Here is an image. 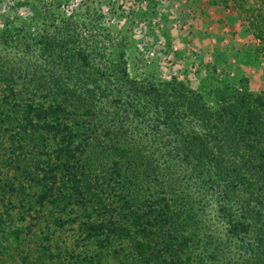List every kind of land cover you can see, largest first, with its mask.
<instances>
[{"label": "trees", "instance_id": "trees-1", "mask_svg": "<svg viewBox=\"0 0 264 264\" xmlns=\"http://www.w3.org/2000/svg\"><path fill=\"white\" fill-rule=\"evenodd\" d=\"M6 32L0 48L14 41ZM77 41L69 32L41 33L34 63L0 55V254L11 237L19 250L23 231L31 233L48 219L54 232L75 225L78 240L67 253L69 263H192L191 244L200 225L192 207L188 212L185 206L200 199L190 200L186 189L176 187L170 167L166 176L160 168L177 149L179 162L195 160L189 166L197 177L192 186L208 175L205 182L224 185L227 201L237 198L243 216L233 218L230 212L228 230L244 239V261L257 264L259 249L264 263V196L257 194L263 184L254 186L253 180L264 179V97L245 93L236 106L211 108L176 79L137 89L117 79L121 89L115 92L111 74L93 69L92 54ZM120 76L128 75L122 70ZM123 96L128 100L123 109L113 107ZM145 109L154 111L148 125L172 132L163 153L146 146L150 139L140 136V129L126 126L130 113L139 116ZM184 119L198 129L184 127ZM225 154L237 155L236 166L226 163ZM213 169L223 183L211 178ZM15 199L24 204L16 211ZM13 211L25 226L12 222ZM52 237L44 238L43 252ZM45 257L34 259L43 263Z\"/></svg>", "mask_w": 264, "mask_h": 264}, {"label": "rangeland", "instance_id": "rangeland-1", "mask_svg": "<svg viewBox=\"0 0 264 264\" xmlns=\"http://www.w3.org/2000/svg\"><path fill=\"white\" fill-rule=\"evenodd\" d=\"M193 1L197 0H0V36L8 31L6 34H12L14 40L0 48V55L29 59V63H34L39 57L41 33L62 36L63 32H69L72 40L78 39L83 49L92 54V68H104L107 76L111 74L109 86L115 92L121 89L115 86L119 83L137 89L149 83L161 86L176 79L198 93L211 108L222 104L236 106V100L245 93L264 97V0H210L208 7L215 6L221 11L216 22L201 20L193 8ZM23 42L29 44L27 49ZM122 70L127 72V78H121ZM120 98L123 99L113 100V107L120 109L128 102L125 96ZM140 113L139 116L130 113L126 126L131 131L140 129L139 135L150 139L151 144L144 145L163 153V141L171 138L168 133L172 132L169 129L160 132V128L148 125L154 111L145 109ZM141 119L147 123L137 121ZM189 124L198 129L194 121L183 120L184 127ZM173 150V157L160 167L163 175L166 176V169L170 167L176 187L181 191L186 189L190 200L195 196L200 199V203L196 201L185 206L188 212L192 207L200 225L199 236L195 235L191 244L190 264H249L243 260L246 246L242 248L241 245L244 239L228 230L230 212L233 218L243 216L237 198L231 196L227 201L224 185L212 186L205 182L208 175H203L198 184L192 186L191 178L197 177L189 166L195 160L179 162L180 155L177 149ZM162 153L158 155L162 157ZM236 156L225 154L226 163L236 166L239 162ZM219 176L213 169L214 182L221 180ZM258 178L254 177L257 181L254 186L263 184L261 189L257 188V194L263 199L264 179ZM14 201L15 211L24 206ZM229 205L231 209H226ZM1 207L2 202L0 210ZM42 210L43 214L49 212L50 205ZM18 218L19 215L12 214L14 224L25 226L26 220ZM48 225L45 219L31 233L24 230L21 238L25 239L19 250L11 237L10 243H5L9 248L0 254V264H73L69 263L67 253L74 249L78 240L75 225L55 232L54 226ZM51 234L54 237L45 253L42 246L47 240L44 238ZM251 246L247 250L250 251ZM258 251L257 264H264L261 251ZM40 253L46 255L43 263L34 259ZM25 254L24 259L28 256L26 263Z\"/></svg>", "mask_w": 264, "mask_h": 264}, {"label": "crops", "instance_id": "crops-1", "mask_svg": "<svg viewBox=\"0 0 264 264\" xmlns=\"http://www.w3.org/2000/svg\"><path fill=\"white\" fill-rule=\"evenodd\" d=\"M193 2H195L193 8H196V14L200 15L201 20L216 22V20L220 19V16H218L221 12L220 8H216L215 6L208 7L210 0H200V2L197 0Z\"/></svg>", "mask_w": 264, "mask_h": 264}]
</instances>
